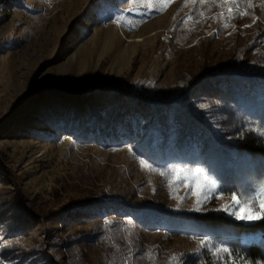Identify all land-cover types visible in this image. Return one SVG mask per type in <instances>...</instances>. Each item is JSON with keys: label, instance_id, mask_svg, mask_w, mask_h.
Returning a JSON list of instances; mask_svg holds the SVG:
<instances>
[{"label": "rangeland", "instance_id": "rangeland-1", "mask_svg": "<svg viewBox=\"0 0 264 264\" xmlns=\"http://www.w3.org/2000/svg\"><path fill=\"white\" fill-rule=\"evenodd\" d=\"M234 53L243 57L246 74L263 73L264 0H5L0 6V126L12 124L19 108L46 88L101 85L124 92L144 89L146 98H176L208 68L216 73L221 59ZM251 104L257 119H244L246 128L236 134L243 138L245 131H258L264 138V94ZM62 124L36 116L17 125L16 133L0 136V217L6 218L0 219V264H6L1 252L11 240L6 234L21 203L45 215L60 213L72 200L96 198L155 210L147 219L150 230L140 231L148 253L144 264H264L262 239L244 234L239 241L237 228L262 220L245 222L230 214L240 207L231 195H254L264 186V158L236 153L239 139L220 141L208 129L211 139L204 149L213 152L205 154L195 145L207 137L196 136L195 125L180 124L188 134L181 138L186 157L160 162L121 140L113 145L75 140L60 131ZM196 168L202 172L192 184L189 173ZM212 182L216 191L206 188L202 194L200 186ZM222 216L226 225L209 226ZM104 222L120 224L121 234L127 229L116 215ZM155 222L166 229H157ZM93 226L78 225L71 232H89ZM32 239L26 234L24 241ZM242 243L262 246L259 259L241 256ZM217 246L232 255L216 252Z\"/></svg>", "mask_w": 264, "mask_h": 264}, {"label": "trees", "instance_id": "trees-1", "mask_svg": "<svg viewBox=\"0 0 264 264\" xmlns=\"http://www.w3.org/2000/svg\"><path fill=\"white\" fill-rule=\"evenodd\" d=\"M4 4L5 0H0V6ZM231 56L229 60L221 59L222 64L216 73L208 68L201 78L193 81L191 87L176 98H146L149 92L144 89L124 92L101 85L79 90L68 86L75 91L73 93L67 88L41 89L39 96L19 108L17 113L22 116L17 114L18 121L13 119L12 124L0 126V136L10 131L16 133L17 125L22 121L40 116L41 119L63 121L60 131H66L75 140L83 142L88 137L87 141H104L106 145L121 140L119 143L129 145L144 156V153H149L160 162H169L186 157L188 150L181 138L183 134H188L180 128V124L183 127L190 124L196 127V136L207 137V141L195 145L205 154L213 152L208 147L204 149V144L211 139L207 131L210 129L217 133L220 141L227 137L239 139L235 145L236 153L264 158V138L258 131L253 134L245 131L243 138L236 134L246 123L244 119H257L258 110L251 101L264 94L261 93L264 91V76L261 75L264 71L250 76L242 68L243 57L237 59V53ZM204 83H207V88L220 91L216 92L219 96L211 94L207 88L201 89ZM22 110L25 114H20ZM211 120L213 123L209 122ZM220 146L224 148L227 145ZM4 170L5 177L10 178ZM21 204L15 209V223L10 224V231L6 234L11 240L1 252V259L6 264H93L91 257L98 259V264H144L143 261L147 260L148 253L140 240V231L150 230L151 222L148 223L147 219L155 211L147 205L132 207L123 202L98 198L96 201L72 200L60 213L44 215L35 206ZM115 215L127 225L123 234L118 230L122 227L120 224L115 227L110 222H104ZM0 219L6 222L3 214ZM215 219L209 226L228 223L224 216ZM87 224L94 225L89 232H71L75 226ZM152 225H156L157 229H166L161 223ZM237 228L239 241H244V234H256L264 243V220L250 226L240 224ZM26 234L33 235L31 243L24 241ZM105 237L109 239L106 241ZM261 247L242 243L241 256L259 259Z\"/></svg>", "mask_w": 264, "mask_h": 264}, {"label": "snow or ice", "instance_id": "snow-or-ice-1", "mask_svg": "<svg viewBox=\"0 0 264 264\" xmlns=\"http://www.w3.org/2000/svg\"><path fill=\"white\" fill-rule=\"evenodd\" d=\"M193 3L196 2V0H192ZM200 3H204L205 0H199ZM251 6V5H249ZM231 11V9H229ZM222 15V14H221ZM247 26V25H246ZM142 165H145L144 161H141ZM148 166V165H145ZM150 167V166H148ZM202 172V169L196 168L194 169L193 172L189 173L193 177V181L190 183L194 184L195 183V178ZM208 188L211 191H216V185L214 182L208 184H204L200 186V192L203 194L205 189ZM207 196L205 195V199ZM231 201L239 205L240 207L236 210L231 212L230 214L235 216L237 220L245 221V222H254L257 220H264V186H261L258 190V192L254 195H247L245 196L244 194H233L230 196ZM198 203L200 202L199 199L197 201ZM225 211L228 210V208L224 209ZM243 212V214H241ZM205 241H201V244L203 245ZM216 252H224L228 253L229 255H232V253L229 251L227 247H219L217 246L215 248ZM238 259V257H237ZM232 264H235V261L232 262Z\"/></svg>", "mask_w": 264, "mask_h": 264}]
</instances>
